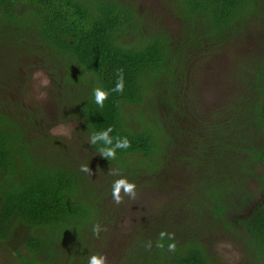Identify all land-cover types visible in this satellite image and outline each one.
Instances as JSON below:
<instances>
[{
    "label": "trees",
    "instance_id": "trees-1",
    "mask_svg": "<svg viewBox=\"0 0 264 264\" xmlns=\"http://www.w3.org/2000/svg\"><path fill=\"white\" fill-rule=\"evenodd\" d=\"M162 1L180 21L177 32L154 31L131 0H0V243L6 261L88 264L91 255L104 256L92 229H102L101 219L112 218L110 209L119 204L111 199L107 206L103 198L115 180L127 178L138 188L147 175V189L160 184L175 197L158 219L132 234L119 264H219L212 234L241 245L242 264H264V0ZM241 34L247 48L230 69L234 97L218 106L196 104L198 57L231 48ZM253 42L255 52L248 49ZM22 57L47 71L52 101L60 100L59 119L77 122L80 146L85 140L100 160L93 170L108 168L109 180H89L82 166L92 169L91 163L45 130L48 114L41 106L16 115L22 104L5 86L20 80ZM121 74L124 89L115 92ZM96 88L108 93L103 107L95 102ZM108 128V147L125 137L131 144L109 159L100 154L103 141L89 143ZM164 169L171 176L157 177ZM252 179L261 183L259 195L249 188ZM161 232L174 234L159 241L163 248L157 247Z\"/></svg>",
    "mask_w": 264,
    "mask_h": 264
},
{
    "label": "rangeland",
    "instance_id": "rangeland-1",
    "mask_svg": "<svg viewBox=\"0 0 264 264\" xmlns=\"http://www.w3.org/2000/svg\"><path fill=\"white\" fill-rule=\"evenodd\" d=\"M132 3H137L139 11L142 15H145L146 19L150 23L152 29L167 31L169 33L177 32L180 26V21L173 17L166 8L165 3L162 0H131ZM148 24V27H150ZM241 34L236 38L238 44H234L231 48L222 49L221 52L213 50L206 55H200L198 57V67L195 73L194 81V102L200 104H208V106H218L221 102L227 101V98L234 97V89L236 86L231 83L236 79L232 75L231 66L234 59L242 52L246 51L247 41ZM258 42V41H257ZM248 49L257 51L258 46L255 42L248 44ZM18 64V71L16 72L17 79L19 81L9 82V85L5 86L7 91H11L13 94L12 101L20 102L22 106L15 108L17 115L21 108H31L34 106H41L46 110L48 114V120L44 123L45 130L51 132L55 139H59L61 142H68L70 144L69 149L74 154V150L77 156L82 159L88 160L92 165V175L88 174L89 180L97 178V180L104 179L109 180L108 172L110 170L98 168L99 170H93L100 160L95 159L92 155V149L88 143L85 142V147L80 146L83 139L77 137L76 133L77 122L71 121V123L64 122L59 119L60 114L56 108L60 100L54 99L53 91L51 88V79L49 74L44 68L36 67L38 63L30 61L26 57L20 58ZM37 71H42L45 76L50 80V84L47 87H38L40 84L39 79H34V74ZM229 71V72H228ZM229 73V74H228ZM43 77H41L42 79ZM23 81V84L20 82ZM13 85V86H12ZM23 88V90H22ZM39 92L46 93V99H37ZM58 107V106H57ZM55 130V131H53ZM83 136L88 137L86 134ZM171 162V158H168ZM95 163V166H94ZM98 172V173H97ZM264 168L259 170V173H263ZM98 174V175H97ZM170 177L168 170L162 171L157 177L161 178V175ZM110 177L112 175L110 174ZM156 177V178H157ZM149 176L145 175L140 177L141 185L136 188L135 199H130L128 196H124L123 201L119 205L112 206L110 212H115L112 218L101 219V232L99 236L94 237L96 248H98L102 254L107 258V264H119V256L122 252L123 245L131 238L133 233H136L139 228H142L146 221L150 218H157L166 206L167 201L170 198L175 197L171 190H166V187L160 184L152 186L153 189H147V181ZM250 190L259 195L261 183L259 179H252L249 182ZM178 188L181 187H177ZM123 194V191L121 192ZM124 195V194H123ZM112 192L110 197L106 200L103 198V203L111 204ZM110 201V202H109ZM114 201V200H113ZM113 220V221H112ZM103 243H106L104 247ZM209 243L213 245L214 256L219 261V264H242L243 251L241 245L237 242L231 241L230 238L221 234L220 236L210 237ZM4 248L0 243V264H14L6 261V255L1 251ZM107 255V256H106Z\"/></svg>",
    "mask_w": 264,
    "mask_h": 264
},
{
    "label": "clouds",
    "instance_id": "clouds-1",
    "mask_svg": "<svg viewBox=\"0 0 264 264\" xmlns=\"http://www.w3.org/2000/svg\"><path fill=\"white\" fill-rule=\"evenodd\" d=\"M41 77H43L41 79ZM34 79H39L40 84L38 87H47L50 84V80L47 76L44 75L42 71H37L34 74ZM124 89V83H123V76L122 74L119 76L117 83L115 87L113 88V91L115 92H123ZM95 95V102L103 107V102L105 99H107L108 93L103 91L100 88H96L94 90ZM37 99H46V93L39 92L37 95ZM55 131V130H53ZM112 131L111 128H108L106 131L98 134H94L91 136L89 143L90 144H96L98 141H103L106 147L100 149V154L109 159V158H115L116 149H126L131 146L130 141L125 137L123 139H117L116 143L112 147H108L109 145H113L112 138L109 136V133ZM82 171L87 172L89 175H92V171L88 166H82ZM116 174V173H113ZM123 191L124 196H128L130 199H135L136 197V185L134 183H131L127 180V178H120L113 182L112 185V198L116 204H120L123 201V196L121 195V192ZM93 234L95 236H99V233L101 231L100 225H94L93 226ZM165 236H168L169 239H172L174 234L161 232L159 234V240L157 242V247L163 248V244L159 241H162ZM151 245L149 244V247ZM176 245L175 243H170L168 245L169 251H175ZM88 264H106V257L102 255L93 254L90 256L88 260Z\"/></svg>",
    "mask_w": 264,
    "mask_h": 264
}]
</instances>
